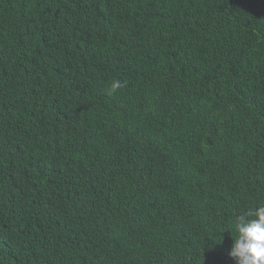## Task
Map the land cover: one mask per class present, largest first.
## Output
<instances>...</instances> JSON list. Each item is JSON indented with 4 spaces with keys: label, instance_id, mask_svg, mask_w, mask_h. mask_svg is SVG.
<instances>
[{
    "label": "trees",
    "instance_id": "obj_1",
    "mask_svg": "<svg viewBox=\"0 0 264 264\" xmlns=\"http://www.w3.org/2000/svg\"><path fill=\"white\" fill-rule=\"evenodd\" d=\"M261 206L264 0H0V264H234Z\"/></svg>",
    "mask_w": 264,
    "mask_h": 264
},
{
    "label": "clouds",
    "instance_id": "obj_2",
    "mask_svg": "<svg viewBox=\"0 0 264 264\" xmlns=\"http://www.w3.org/2000/svg\"><path fill=\"white\" fill-rule=\"evenodd\" d=\"M123 84L112 82L110 94ZM236 238L228 252L234 264H264V206L249 209L235 220Z\"/></svg>",
    "mask_w": 264,
    "mask_h": 264
}]
</instances>
